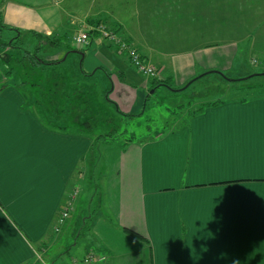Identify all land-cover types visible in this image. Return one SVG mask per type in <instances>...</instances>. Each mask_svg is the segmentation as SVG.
Listing matches in <instances>:
<instances>
[{"label":"crops","instance_id":"0c3cea01","mask_svg":"<svg viewBox=\"0 0 264 264\" xmlns=\"http://www.w3.org/2000/svg\"><path fill=\"white\" fill-rule=\"evenodd\" d=\"M95 1L0 0V24L56 39L70 26L78 28L76 36L98 21L119 29L160 76H142L97 36L80 49L78 79L106 78L105 100L120 116L140 118L149 95L158 91L183 100L180 85L222 65L232 75L242 73L238 66L249 49L264 54V16L247 17L264 14V0H120L118 8L103 0L107 10L93 11ZM155 6L166 9L165 48L150 44L142 32L145 18L155 20ZM239 10L248 13L241 16ZM212 21L217 28L208 34L218 38L208 40L195 22ZM195 69L201 73L194 77ZM26 97L13 87L0 90V264H44L45 257L69 264L86 256L88 264H264V94L195 104L188 99L179 105L185 108L181 119L174 116L166 132L139 140L122 137L101 149L107 164L93 215L90 194L85 203L78 199L92 172L93 134L68 132L66 123L53 126L40 107L34 110L41 118L35 117L23 104ZM73 189L78 197L72 212L81 210L73 231L68 234L72 224L66 220L55 231ZM83 224L89 228L85 242L77 233ZM68 235L75 252L69 261L61 256Z\"/></svg>","mask_w":264,"mask_h":264},{"label":"rangeland","instance_id":"374dc122","mask_svg":"<svg viewBox=\"0 0 264 264\" xmlns=\"http://www.w3.org/2000/svg\"><path fill=\"white\" fill-rule=\"evenodd\" d=\"M80 1L82 3H86L89 0ZM119 1L120 0H113L111 7L118 8ZM260 1L261 0H259V2ZM72 3L68 5H71ZM78 4L79 3H74V6ZM102 4L103 0H96L94 6L92 7L93 11L101 9L103 10L104 5ZM86 9H84V11L81 13H86ZM104 9L107 10L106 7ZM77 11L80 13L78 8ZM124 11L121 12L123 17H128L129 12L126 11L125 13ZM165 13L166 9H164V7L155 6V20L150 23L149 19L145 18L144 23L146 24V27L142 31L147 40H149L150 44L155 46L157 45L158 47L162 48L166 47ZM238 13L241 16H245V14L248 12L245 10H239ZM249 14H255L259 20L263 19L264 16L263 12L259 11H254L253 13L249 12L247 17ZM195 24H197V27H203L205 31V36H203V38L208 40L212 39L213 37H216V39L218 38V36L211 37L208 34V30L212 28L214 29L213 26L215 25L213 21L208 23L195 22ZM8 28L11 27L0 25V39L6 43L5 46L0 47V90L5 89L6 87H13L15 90L20 92L23 97L24 95L27 96L26 98L28 99H25L23 103L25 107L31 109L33 113H35V117L40 115L38 113L39 111L36 112L34 109L40 107V111L43 112L42 116L47 120L51 119L50 123L53 126H57L59 124L63 126L66 123L68 124L69 128L64 129H66L68 132H74L75 130L82 129L92 133L94 136L93 148L88 153V155L92 157V162L91 160L88 161V167L89 169H92V172L91 175L89 172L87 173L85 191L81 193L79 196L80 198H78L80 201L85 203L88 200L86 197L87 193L90 194V204L92 205L91 209L93 208V212L91 213L92 215L94 214V211H96L97 206L100 205V200L102 199L101 184L103 183L102 180L104 178L102 175L103 173L105 174V165L107 164V159L105 158L106 154H102L103 152H101V149L103 151L105 148H107V146L116 144V142L120 141V138L122 137L139 140L143 137L153 136L157 132H166L167 127L172 121L175 120L173 118L177 116V121L181 119L179 116L182 114L185 108L180 110L181 108L179 105L184 104L188 99L192 101V104H195L199 101L204 102L218 98L221 100H230L232 98L247 99L253 96L264 94V68L260 64V62H264V54H259V51H257L255 48H252L244 54V60H246L247 63L246 61L245 64L241 62L240 64H242V66H238L242 73L232 75V73L235 72L231 73L230 67L226 68L224 65H222V67H217L215 71L212 70L209 75H206V77L203 75L188 86H186L187 83L180 85V93L184 97L183 100L179 98L176 100L166 99L159 91L152 93L149 95L145 113L140 116V118L131 119L128 116H120L119 114L117 115L115 104L105 100L104 92L109 87V82L106 78H104L106 82H103L102 75H100L102 78L100 76H96L95 78L91 79V81L88 80V82L87 80L81 81L78 79L81 77L79 61L81 59V53L83 52L80 50L83 46L77 44L73 40V35L76 34L75 32L78 30V28L73 26L67 28L65 31L66 35L63 36L66 43L64 44L63 41V43H61L62 45L58 44L57 46L55 43V36H53L54 38H51L54 40L55 46H49L45 40H37L38 42H41L40 46H42L37 52L38 57L41 59L54 60L56 58L62 57L68 48L72 50L62 63L41 68H39V65L35 66V64L30 63L27 59L20 60L22 50H34V45L38 43L36 42V39L32 36L26 35L24 37L22 36L23 38H20L22 40L18 38L13 40L14 37H17V33ZM222 30L226 33L228 31L227 29L223 28ZM224 37L225 36H222V38ZM13 44L20 45L21 48H14L12 46ZM248 47L249 46H247V48ZM138 48L142 53L143 51L141 47ZM261 49L262 47L260 46V50ZM34 70H37V73L31 72ZM199 70L200 69L193 70L196 72L194 77L201 73L198 72ZM221 72L223 75L221 74V76H219L218 74ZM23 74V77L20 76ZM183 76L185 75L181 74L176 77ZM212 79H216V81H212ZM40 83L46 88L48 86L50 90L46 91L44 87L38 85ZM171 84L175 87L179 86L177 85L176 81H172ZM42 90L47 92L45 98L41 96ZM40 96L41 100H39ZM77 108L83 111H77ZM59 118H61V120ZM76 119H78L79 123L75 121ZM86 123L88 126L85 125ZM46 124L49 125V122L46 121ZM105 134H109L106 139L102 138V136ZM97 136H100V139L102 140H106L105 142H110V144L107 145V143H104V141L101 142ZM80 165H84V162ZM79 185V181L74 184V186H76L78 189V193L80 192ZM77 197L78 196H76V198L73 200L69 216L65 219L66 222L72 224L71 228L68 229V234L73 231L72 227L81 211L77 209L76 215H74L72 212L73 208L76 206L75 203ZM78 205L80 206L82 204L77 202V206ZM63 225H61V227ZM88 231V224H83L81 228L77 230V233H81L80 240L82 242L88 240L87 237L83 236V234L87 233ZM53 232L55 231L53 230ZM62 232L63 229L61 230L60 234ZM75 240L77 239L75 238ZM73 243L74 237L68 235L64 244L62 245L64 251L61 253V256H63L65 260H68L70 256H74L75 254V252L69 248V246H72ZM82 259L83 258L77 260ZM36 261L37 264H41V261ZM48 263V257L47 260L45 257L44 264ZM49 264L53 263L50 262Z\"/></svg>","mask_w":264,"mask_h":264},{"label":"built area","instance_id":"2783aa9c","mask_svg":"<svg viewBox=\"0 0 264 264\" xmlns=\"http://www.w3.org/2000/svg\"><path fill=\"white\" fill-rule=\"evenodd\" d=\"M98 36L107 45H110L116 50L120 55H124L132 65V67L142 76L149 78H157L160 76V71L147 61V59L139 51L138 47L133 41L127 37L112 31L107 26L103 24H98L96 26L87 28L84 31H80L75 37L74 41L84 46H88L93 39ZM261 66L264 68V62H260ZM77 195V190L73 189L68 196V199L64 203L56 221L54 227L55 231H58L59 226L65 221L69 216L70 210L72 208L71 204ZM91 259L89 256L83 258L81 261L73 259L69 264H79V263H90Z\"/></svg>","mask_w":264,"mask_h":264},{"label":"trees","instance_id":"16d2710c","mask_svg":"<svg viewBox=\"0 0 264 264\" xmlns=\"http://www.w3.org/2000/svg\"><path fill=\"white\" fill-rule=\"evenodd\" d=\"M100 23H102L101 21H98V22H96V23H92V24H95V25H93V26H96V25H98V24H100ZM1 25V24H0ZM8 29H12V30H15V32L17 33V37H14L13 38V40H16V38H18V39H20V38H23L24 36H26L27 34L29 35V36H32V37H34L35 39H36V42H38L37 40H45V42L46 43H48V45L49 46H55L54 45V40L53 39H51L52 37H48L47 35H42V34H37V33H32V32H30V33H26V32H21V31H19V30H17V29H15V28H8ZM109 29H111L112 31H115L116 33H119L120 31H119V29H117V28H109ZM120 34V33H119ZM1 35V34H0ZM122 35V34H121ZM23 36V37H22ZM54 38V37H53ZM64 39L65 38H63V37H59V38H57L56 39V41H55V43L57 44V46H58V44H61V43H63V41H64ZM20 40H22V39H20ZM131 40V39H130ZM8 43V42H7ZM9 44V43H8ZM40 44H41V42H38L37 44H35L34 45V50L33 51H27V50H22V53H21V59L20 60H22V59H24V60H28L30 63H32V64H35V66H38L39 65V68H41V67H46V66H51V65H54V64H57V63H59L61 60H63L64 59V57H67V54H69L72 50L71 49H67L66 50V53H64L63 55H62V57H60V58H56V59H54V60H45V59H41V58H39L38 57V55H37V52L41 49V47L42 46H40ZM6 45V43L4 42V41H2L1 39H0V47L1 46H5ZM14 48H17V49H20L21 48V46L20 45H16V44H13L12 45ZM110 48H112L110 45H108ZM114 51H116L114 48H112ZM38 70V69H37ZM37 70H34V71H31V72H34V73H37L36 71ZM18 74V73H17ZM20 76H24V74L23 75H20ZM24 79H25V77H24ZM26 80V79H25ZM28 81V80H27ZM24 83V82H23ZM27 83V82H26ZM39 83V82H38ZM153 84H155V85H160V84H162V80H159V79H153ZM17 85H19V84H17ZM33 85V84H32ZM39 86H41V87H44V89L46 90V91H49L50 89H49V87L47 86V88L43 85L42 86V84L40 83V84H38ZM41 91V96L42 97H46V95H47V92L46 91ZM41 96H40V99L39 100H41ZM218 101H216V102H214L213 104H216ZM200 108H202V107H200ZM109 136V134H105L104 136H102V138H104V139H106V137H108ZM97 138L98 139H100V136H97ZM96 138V139H97ZM126 231L128 232V233H130V234H133V235H135V236H140L139 234H137V233H135V232H133V231H131V230H127L126 229Z\"/></svg>","mask_w":264,"mask_h":264}]
</instances>
